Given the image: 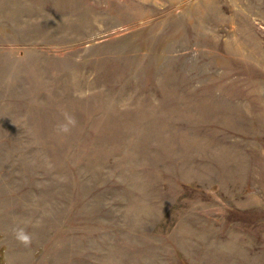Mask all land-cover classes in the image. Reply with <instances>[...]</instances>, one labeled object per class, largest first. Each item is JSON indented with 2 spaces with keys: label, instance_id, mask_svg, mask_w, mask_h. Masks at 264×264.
I'll list each match as a JSON object with an SVG mask.
<instances>
[{
  "label": "rangeland",
  "instance_id": "rangeland-1",
  "mask_svg": "<svg viewBox=\"0 0 264 264\" xmlns=\"http://www.w3.org/2000/svg\"><path fill=\"white\" fill-rule=\"evenodd\" d=\"M0 264H264V0H0Z\"/></svg>",
  "mask_w": 264,
  "mask_h": 264
},
{
  "label": "clouds",
  "instance_id": "clouds-1",
  "mask_svg": "<svg viewBox=\"0 0 264 264\" xmlns=\"http://www.w3.org/2000/svg\"><path fill=\"white\" fill-rule=\"evenodd\" d=\"M70 125L74 126L75 125V119L72 117L67 118V123L62 124L59 126V130L63 133H68L70 132ZM14 236L15 239L25 245L29 246L32 243V237L29 233H27L23 228H18L14 230Z\"/></svg>",
  "mask_w": 264,
  "mask_h": 264
}]
</instances>
